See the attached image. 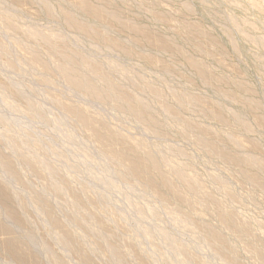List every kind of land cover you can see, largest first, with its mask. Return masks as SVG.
<instances>
[{
	"label": "rangeland",
	"instance_id": "obj_1",
	"mask_svg": "<svg viewBox=\"0 0 264 264\" xmlns=\"http://www.w3.org/2000/svg\"><path fill=\"white\" fill-rule=\"evenodd\" d=\"M0 27V264H264V0H0Z\"/></svg>",
	"mask_w": 264,
	"mask_h": 264
},
{
	"label": "bare ground",
	"instance_id": "obj_2",
	"mask_svg": "<svg viewBox=\"0 0 264 264\" xmlns=\"http://www.w3.org/2000/svg\"><path fill=\"white\" fill-rule=\"evenodd\" d=\"M225 15H226V14H225ZM226 16H227V15H226ZM0 28H1V27H0ZM1 29H2V31H3V28H1ZM0 47H1V44H0ZM113 65H115V64L113 63ZM126 73H127V72H126ZM128 74H129V73H128ZM125 75H126V74H125ZM81 85H82V84H81ZM25 129H26V128H25ZM93 176H94V175H93ZM95 177H97V176L95 175L94 178H95ZM100 177H101V176H100ZM94 180L97 181V180H99V179L96 178V179H94ZM99 181H100V180H99ZM129 208H130V207H129ZM144 231H145V230H144Z\"/></svg>",
	"mask_w": 264,
	"mask_h": 264
}]
</instances>
